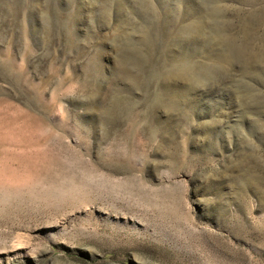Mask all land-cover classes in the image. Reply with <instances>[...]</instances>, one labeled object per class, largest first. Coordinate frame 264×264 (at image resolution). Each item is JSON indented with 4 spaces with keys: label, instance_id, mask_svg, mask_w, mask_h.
Here are the masks:
<instances>
[{
    "label": "rangeland",
    "instance_id": "374dc122",
    "mask_svg": "<svg viewBox=\"0 0 264 264\" xmlns=\"http://www.w3.org/2000/svg\"><path fill=\"white\" fill-rule=\"evenodd\" d=\"M0 264H264V0H0Z\"/></svg>",
    "mask_w": 264,
    "mask_h": 264
}]
</instances>
